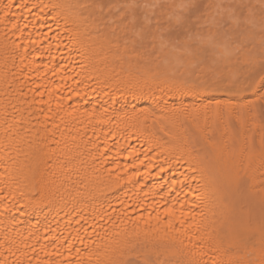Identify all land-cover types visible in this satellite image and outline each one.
Instances as JSON below:
<instances>
[{"label":"bare ground","instance_id":"bare-ground-1","mask_svg":"<svg viewBox=\"0 0 264 264\" xmlns=\"http://www.w3.org/2000/svg\"><path fill=\"white\" fill-rule=\"evenodd\" d=\"M128 3L0 0V264H264L261 78Z\"/></svg>","mask_w":264,"mask_h":264},{"label":"rangeland","instance_id":"rangeland-1","mask_svg":"<svg viewBox=\"0 0 264 264\" xmlns=\"http://www.w3.org/2000/svg\"><path fill=\"white\" fill-rule=\"evenodd\" d=\"M212 1L196 0L199 5L198 10H195V12L191 9L184 10L183 14L188 18L186 28L192 29H190V32L181 33L178 40L174 38V42L186 47L184 41L188 35L199 31L207 36L210 33L208 29L212 27L211 29H214V33L216 31L215 35L214 33L212 34L214 40L217 41L215 49L219 48L224 51L232 49L236 53H240V50L244 53L246 52V57L242 62L231 68L225 65L226 67L224 66V68L226 69L224 71H229L228 68H230L228 73L235 71L231 75H241L246 72L244 76L247 77L244 78L242 74L241 78H244L248 83L249 77L253 76L256 84L258 82L256 79L258 80L260 77L261 57L264 56V0ZM174 2L175 5H178L186 2V0H174ZM260 7L262 9H259ZM177 10L179 11V9ZM191 46L200 48L203 51L198 53V58L195 59V66L198 64H201V66L205 65L210 70L213 67L212 64L216 63L214 57L219 56L220 53L212 52L207 45L198 47L196 44H192ZM236 46L237 50L235 49ZM256 66L257 68H255ZM221 70L223 71V67ZM221 70L220 73H222Z\"/></svg>","mask_w":264,"mask_h":264},{"label":"snow or ice","instance_id":"snow-or-ice-1","mask_svg":"<svg viewBox=\"0 0 264 264\" xmlns=\"http://www.w3.org/2000/svg\"><path fill=\"white\" fill-rule=\"evenodd\" d=\"M6 7L10 8L11 5H6ZM124 7L128 10L125 13L124 18L127 19V23L131 25L132 28L138 32V34L142 35L145 39L151 38L152 40H155L159 38L163 43V22L160 18H157L154 21L151 13H153L157 8H171L172 11L169 14V20L174 19L175 26L185 28L188 18L184 16V10L191 9L195 12V10H198L199 5L196 0H186V2H182L175 6L169 3H163L162 0H131V3L126 4ZM177 9H179V11ZM129 16L130 18H128ZM153 24L155 27H153ZM170 28H172V30L168 33V39L170 41L174 38L178 40L180 33L175 30L174 26L170 25ZM186 31L190 32V29L186 28ZM157 34H159V36ZM184 43L188 47H191L192 44H196L198 47L203 45L216 47V42L211 32L205 36L201 32L197 31L194 34L188 35ZM260 78L262 81L261 87H264V56L261 57ZM249 86H255V78L253 76L249 77ZM261 98L264 99V97ZM181 207H183V205ZM165 215L171 218H176V210L174 208H168L165 211ZM192 215L194 216V214ZM179 216L184 217L185 213L181 211ZM172 222V219H169V227L172 225ZM180 222L183 223L184 221L181 220Z\"/></svg>","mask_w":264,"mask_h":264}]
</instances>
